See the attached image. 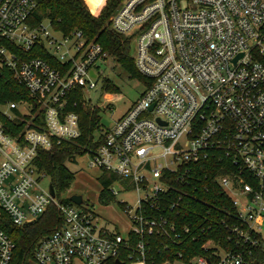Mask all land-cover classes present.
<instances>
[{"label":"built area","instance_id":"1","mask_svg":"<svg viewBox=\"0 0 264 264\" xmlns=\"http://www.w3.org/2000/svg\"><path fill=\"white\" fill-rule=\"evenodd\" d=\"M35 10L34 0H0V81H15L29 96L0 103V208L17 226L52 204L63 219L36 246L34 263L115 264L122 256L128 264H254L264 246V0H121L111 15V29L131 38L135 69L148 84L118 121L96 131L99 144L85 155L89 168L117 178L105 189L110 195L114 185L136 193L134 207L119 203L123 234L41 184L47 175L38 151L79 137L78 113L68 107L88 104L84 90L104 79L94 68L110 56L81 31L65 34L46 19L32 25ZM39 47L58 67L32 56ZM78 90L81 101L69 103ZM211 159L235 208L224 221L225 246L208 240L201 246L213 248L208 256L157 261L170 254L168 241L190 232L180 218L198 213L191 198ZM14 249L0 227V264H10Z\"/></svg>","mask_w":264,"mask_h":264},{"label":"trees","instance_id":"2","mask_svg":"<svg viewBox=\"0 0 264 264\" xmlns=\"http://www.w3.org/2000/svg\"><path fill=\"white\" fill-rule=\"evenodd\" d=\"M36 10L32 15V25L46 19L51 27L57 31L68 34L72 31H81L88 41L98 43L104 51L122 68L129 71L134 77L140 80L144 85L146 82L136 71L134 61L131 57L132 42L130 37L115 33L110 26L109 19L119 6L121 0H34ZM102 8V9H101ZM101 9V11H100ZM90 10V11H89ZM100 11V13H99ZM98 16H94L91 13ZM37 54L44 60L58 67L57 62L49 54L43 52L39 47ZM6 77L7 75L2 74ZM103 88L108 91H116L115 85L107 79H103ZM17 93H21L26 99L29 96L25 89L15 81L9 79L5 82L0 81V103L16 101ZM69 103L74 99L81 101V91L77 95L69 96ZM69 110L78 113L80 135L70 141H56L52 143L50 150H39L37 167L44 172L50 179V185L55 191L56 197L69 189L74 180V175L65 166L67 162H74L77 157L83 156L90 148H95L98 142L94 141V134L103 125L102 117L96 108H92L84 103H79L75 108L68 107ZM39 121V119H37ZM21 125V124H19ZM200 168L201 186H198L191 198V205L194 211L191 215L186 214L180 218L181 222L191 223L192 228L188 234L182 236L180 241L167 242L170 247V254L156 255V260L162 262L166 259L174 260L177 253L181 254L183 261L191 259L193 256L212 253L213 248L203 249L201 246L208 240H213L225 246L228 232L225 229L224 221L230 213L235 214V208L231 199L224 193L217 184L216 178L223 175L224 172L219 169V161L210 160L202 163ZM117 178L110 173L101 172L100 182L102 190L100 191V200L111 202L114 197L105 189L115 183ZM60 200V199H59ZM60 201L70 202L68 198ZM197 214V217L195 215ZM63 219L55 205H50L47 210L35 221L28 225L17 226L12 224L9 217L0 208V227L13 241L15 249L10 264H32L34 263V251L38 243L59 229ZM161 242L162 240H156ZM123 264H128L124 257H118ZM254 264H264V246H260L254 251ZM35 264V263H34Z\"/></svg>","mask_w":264,"mask_h":264},{"label":"rangeland","instance_id":"3","mask_svg":"<svg viewBox=\"0 0 264 264\" xmlns=\"http://www.w3.org/2000/svg\"><path fill=\"white\" fill-rule=\"evenodd\" d=\"M104 5V4H103ZM102 5V6H103ZM91 13V12H90ZM92 14V13H91ZM93 15V14H92ZM133 47L131 55H133ZM96 72L101 70L103 78L115 85L116 91H108L103 88L102 78L95 79L97 86L92 90H84V101L88 106L96 108L99 115L106 119L110 125L118 121L136 102L144 91V84L134 77L129 71L122 68L111 57L106 64L100 65L99 69L94 68ZM6 107L2 106V111ZM96 135V133L94 134ZM89 157L83 155L77 157L74 162H67L66 168L73 173L74 180L68 190L59 195V199L69 198L71 195H81L83 198V205L91 209L99 224L106 226H115L123 234L128 228L126 216L122 212L119 203L124 202L130 207L136 204V193L133 189L123 190L118 185H114L117 194L113 201L106 202L100 200V191L102 185L100 182L101 172L96 168L88 167ZM44 189L50 185V179L47 176L41 180ZM262 235L264 238V221L262 225ZM34 264V263H32ZM73 264H83L79 260H75ZM183 264V263H175ZM195 264V263H190Z\"/></svg>","mask_w":264,"mask_h":264},{"label":"water","instance_id":"4","mask_svg":"<svg viewBox=\"0 0 264 264\" xmlns=\"http://www.w3.org/2000/svg\"><path fill=\"white\" fill-rule=\"evenodd\" d=\"M90 75L91 76H94V73L92 72V71H90ZM152 109V108H151ZM150 109V110H151ZM104 127H108L109 126V122L106 120V119H104V118H102L101 119V122H100ZM122 185H123V187L125 186L124 185V183L121 181L120 182ZM49 194L51 195V197H54L55 196V191H54V189H53V187L51 186V185H49ZM69 201L71 202V203H73V204H75V205H78V206H80V205H82L83 203H84V201H83V198H82V196L81 195H76V194H73V195H71L69 198ZM28 224H30V223H27V224H25V225H28ZM115 264H122L121 262H119L118 260H116L115 261Z\"/></svg>","mask_w":264,"mask_h":264},{"label":"bare ground","instance_id":"5","mask_svg":"<svg viewBox=\"0 0 264 264\" xmlns=\"http://www.w3.org/2000/svg\"><path fill=\"white\" fill-rule=\"evenodd\" d=\"M93 14V13H92ZM93 15H95V14H93Z\"/></svg>","mask_w":264,"mask_h":264}]
</instances>
